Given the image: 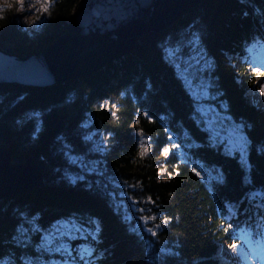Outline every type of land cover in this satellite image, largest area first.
<instances>
[{"label": "trees", "instance_id": "16d2710c", "mask_svg": "<svg viewBox=\"0 0 264 264\" xmlns=\"http://www.w3.org/2000/svg\"><path fill=\"white\" fill-rule=\"evenodd\" d=\"M79 2L54 0L39 27L6 9L0 47L43 52ZM179 31L169 54L165 41ZM259 43L264 0H204L92 73L46 87L0 85V148L17 164L45 162L41 186L0 200V264H230L224 250L234 242L250 250L246 232L259 247L264 106L253 100L258 79L249 62ZM193 60V80L208 78L214 105L246 136L245 153L213 139L200 116L183 76ZM91 132L106 139L99 156L86 140ZM70 155L89 157L79 166ZM61 221L81 227L71 255L44 245ZM77 247L91 251L88 261Z\"/></svg>", "mask_w": 264, "mask_h": 264}, {"label": "water", "instance_id": "95a60500", "mask_svg": "<svg viewBox=\"0 0 264 264\" xmlns=\"http://www.w3.org/2000/svg\"><path fill=\"white\" fill-rule=\"evenodd\" d=\"M204 0H80L66 32L30 56L0 47V85L46 87L92 73L133 51L141 37L183 19ZM45 162H13L0 148V200L43 184Z\"/></svg>", "mask_w": 264, "mask_h": 264}, {"label": "rangeland", "instance_id": "374dc122", "mask_svg": "<svg viewBox=\"0 0 264 264\" xmlns=\"http://www.w3.org/2000/svg\"><path fill=\"white\" fill-rule=\"evenodd\" d=\"M3 2L4 0H0V6H2ZM8 2H12V0H8ZM33 4H35L34 7L32 6ZM43 4L44 0H25L24 9L22 11L18 10L17 6L15 5L12 7V9H15L18 12L19 16L22 18V21L25 24L35 25V27H39L45 19L46 12L41 13L39 11ZM6 9L7 8H5L4 11ZM180 32L181 31L176 33L175 39L165 41V46H168L169 54H171L170 49L171 47H173L174 43H176V39H178V37L180 36ZM172 54H174L176 57L177 52L172 51ZM251 61L254 62V67L260 66L261 70H264V47L259 49L254 54V56L251 58ZM196 63L197 61L195 60L191 61L189 66L183 69V76L188 81V87L191 91V94L197 99L200 116L207 123V126L212 133L213 139L224 143L225 147L230 151H239L241 153H245L247 148L246 136L240 126L236 125L234 121L229 118V116L223 114V111H225V108L223 106L219 105V107L218 105H214V101L210 96L209 84L207 82L208 78L206 76H203V79H196L197 81L193 80V77L195 78L193 69L194 66L197 65ZM257 82L258 85L256 84V90L254 92L253 100L255 101V104L257 106H264V95L259 93L260 85L264 84V77H260ZM216 106L222 111H219ZM84 124L86 125L87 121H85ZM140 139L143 145L147 148L148 145L146 146V143L148 139L143 137H141ZM86 140L90 141L91 143L90 151L92 154H96L98 156L102 154L106 145V139L105 137H103V135L98 132H91V134L87 135ZM167 148L171 151L173 147ZM70 157L71 160H74V164H78L79 166H81L82 164L79 163L86 162L89 156L86 157L85 155H70ZM96 161L97 160H95V162ZM80 228L81 227H74V225L70 222L61 221L59 222V225H57L51 231V233L46 235L44 245L47 249H51L52 247H54L58 250V252L64 251L66 252V254L71 255L73 253L74 245L80 244V240H76V238L81 236L83 237L82 234L76 232ZM73 238L75 239L74 241H72ZM46 241H49L50 243H46ZM254 248L260 250L261 245ZM76 249H81L79 255L81 256L82 261H88L91 251L83 247H77ZM234 254V250H232L230 247L225 248L224 256L230 261L232 260V263L230 264H242L240 261H237V259L235 260ZM249 257L251 258V261H248V264H259L258 261H253L252 255ZM260 262L264 264L263 259H260ZM47 263L49 264L48 261L44 262V264ZM53 263L54 260L51 264ZM60 263L72 264L75 262L65 261Z\"/></svg>", "mask_w": 264, "mask_h": 264}, {"label": "snow or ice", "instance_id": "6c2138e0", "mask_svg": "<svg viewBox=\"0 0 264 264\" xmlns=\"http://www.w3.org/2000/svg\"><path fill=\"white\" fill-rule=\"evenodd\" d=\"M53 2H54V0H44V4L41 6L39 11L41 13L48 12L49 7L51 6V4ZM9 4L11 5V7H13L14 5L17 6L18 10L22 11L24 9L25 0H12V2H9ZM33 22H35V21H33ZM251 71L256 74L257 79H259L260 77H264V70H261L260 66L252 67ZM259 93L264 95V84L260 85ZM141 135H143V134L141 133ZM169 151L170 150L168 148H165L164 149V155L167 156L169 154ZM147 152H148V149L146 147H142L140 154H141V156H144L147 154ZM149 231H151V229H149ZM152 234L155 235V232H153ZM241 238L242 239L246 238V242L249 244L250 251L248 253L243 252V246L237 245L235 242L232 243L231 248L234 251H236L239 255L243 256L245 259H247L251 255H254L256 260L262 259L260 251L257 248L252 247L251 233L246 232L243 234V236ZM46 243H50V242L46 241Z\"/></svg>", "mask_w": 264, "mask_h": 264}, {"label": "clouds", "instance_id": "9594fccd", "mask_svg": "<svg viewBox=\"0 0 264 264\" xmlns=\"http://www.w3.org/2000/svg\"><path fill=\"white\" fill-rule=\"evenodd\" d=\"M33 7L35 6V4L32 5ZM11 9V5L9 4L8 0H4L2 6H0V19H3V14H4V9Z\"/></svg>", "mask_w": 264, "mask_h": 264}, {"label": "bare ground", "instance_id": "6f19581e", "mask_svg": "<svg viewBox=\"0 0 264 264\" xmlns=\"http://www.w3.org/2000/svg\"><path fill=\"white\" fill-rule=\"evenodd\" d=\"M62 82H64V81H62Z\"/></svg>", "mask_w": 264, "mask_h": 264}]
</instances>
